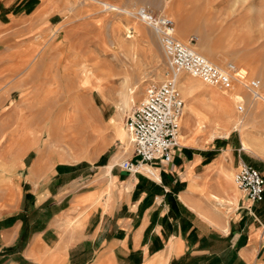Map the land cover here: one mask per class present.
<instances>
[{
  "label": "rangeland",
  "instance_id": "1",
  "mask_svg": "<svg viewBox=\"0 0 264 264\" xmlns=\"http://www.w3.org/2000/svg\"><path fill=\"white\" fill-rule=\"evenodd\" d=\"M102 1L171 16L181 40L196 36L198 51L219 64L235 62L264 95V0H58L61 13L52 27L35 26L34 19L0 25V146L9 145L0 168L10 177L23 176L19 162L28 173L33 162L46 159L76 162L82 173L89 160L111 150L115 132L132 146L127 116L150 83L167 77V58L152 25ZM179 79L185 99L180 133L189 108L200 111L204 123L217 104L230 121L226 131L237 128L264 157L263 99L241 82L229 91L188 72ZM241 97L243 113L237 110ZM25 188L26 209H39L32 183ZM53 207L64 206H42Z\"/></svg>",
  "mask_w": 264,
  "mask_h": 264
},
{
  "label": "crops",
  "instance_id": "2",
  "mask_svg": "<svg viewBox=\"0 0 264 264\" xmlns=\"http://www.w3.org/2000/svg\"><path fill=\"white\" fill-rule=\"evenodd\" d=\"M60 13L58 0H0L2 29L30 19L52 27ZM214 106L204 123L187 110L180 145L169 162L153 160L154 176L119 164L137 156L117 132L82 173L47 159L28 173L19 162L23 176L0 168V264H264V199L250 201L235 182L240 159L264 172V157L226 131ZM0 153L3 163L9 145ZM27 181L37 210L26 209Z\"/></svg>",
  "mask_w": 264,
  "mask_h": 264
},
{
  "label": "built area",
  "instance_id": "3",
  "mask_svg": "<svg viewBox=\"0 0 264 264\" xmlns=\"http://www.w3.org/2000/svg\"><path fill=\"white\" fill-rule=\"evenodd\" d=\"M100 3L106 9L126 12L152 25L160 37L168 65L167 77L150 83L143 99L127 116L126 127L137 158L123 159L119 163L122 167L130 171H146L148 167L155 172L153 160L169 162L172 159L174 149L180 145L179 133L185 106L179 88L182 72L201 77L205 82L229 91H234L235 84L241 82L245 89L264 100V95L255 89L258 82L247 81L235 62L219 64L212 61L192 45L196 36H192L189 42L181 40L171 16L155 13L146 5L127 9L106 1ZM237 110L240 113L246 110L243 97L237 102ZM235 182L250 201L264 199V173L244 159L239 160Z\"/></svg>",
  "mask_w": 264,
  "mask_h": 264
},
{
  "label": "bare ground",
  "instance_id": "4",
  "mask_svg": "<svg viewBox=\"0 0 264 264\" xmlns=\"http://www.w3.org/2000/svg\"><path fill=\"white\" fill-rule=\"evenodd\" d=\"M182 73H184V72H182ZM181 73V74H182ZM180 74V75H181ZM180 75H179V77H180ZM194 76V75H193ZM195 77H197V76H195ZM180 80V79H179ZM185 84V83H184ZM208 84V83H207ZM186 87H187V83H186ZM183 97V96H182ZM185 100V99H184ZM184 110H185V106H184ZM183 115H184V112H183ZM87 117V116H86ZM182 119H183V116H182ZM182 119H181V126H182ZM128 130V129H127ZM180 131H181V128H180ZM180 135H181V133H179V138H180ZM245 146V148L247 149V150H250V148H249V146L247 145V144H245L244 145ZM147 169H146V171L149 173V174H151V175H155V172H152V170L151 169H149L148 167H146ZM144 171V170H143Z\"/></svg>",
  "mask_w": 264,
  "mask_h": 264
}]
</instances>
